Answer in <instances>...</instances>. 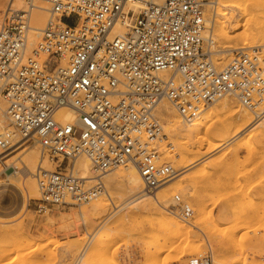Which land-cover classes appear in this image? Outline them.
<instances>
[{"label":"built area","instance_id":"built-area-1","mask_svg":"<svg viewBox=\"0 0 264 264\" xmlns=\"http://www.w3.org/2000/svg\"><path fill=\"white\" fill-rule=\"evenodd\" d=\"M208 1L10 0L0 21V100L9 122L0 149L30 143L59 162L54 171L36 170L38 213L107 196L103 177L128 165L146 192L172 181L181 170L169 161L173 144L155 115L164 99L188 122L227 96L263 115L264 47L236 50L218 67L203 36ZM38 3L50 18L31 46ZM65 110L75 117L61 121ZM81 156L94 178L61 168ZM174 201L177 213L170 211L190 220V204L180 195ZM213 263L211 251L189 261Z\"/></svg>","mask_w":264,"mask_h":264},{"label":"rangeland","instance_id":"rangeland-1","mask_svg":"<svg viewBox=\"0 0 264 264\" xmlns=\"http://www.w3.org/2000/svg\"><path fill=\"white\" fill-rule=\"evenodd\" d=\"M9 2L0 0V21ZM231 4L229 7L237 11L223 19L230 22L226 29L227 37L236 35L239 29L254 28L256 22L264 23V0H234ZM206 9V19H211L214 8L207 5ZM217 31L215 29L212 51L215 52L220 45L236 50L244 46L236 41L228 42L221 38L219 41ZM252 46L264 47V38L259 37ZM214 52L213 60L218 67L224 66L233 56ZM227 97L237 100L235 105L242 108L234 96ZM224 100L203 108L199 117L192 121L201 122V125L194 127L184 123L177 111L164 99L176 111L181 125L200 130L189 136L170 133L168 136L173 144L171 150L190 143L193 150L200 153L208 147L205 142L209 138L219 139L213 132H209V124L227 117L228 112L222 110ZM155 115L163 124L156 110ZM263 117L264 113L259 118ZM252 118L254 122L226 145L208 155L199 156L200 161L187 172L183 188L171 192L170 202L164 205L165 209L154 204L145 208L139 206V203H131L127 207L121 204L116 194L119 191L110 189L107 178H122L126 169L121 167L103 177L107 192L112 195L116 207L108 202L96 213L98 202L102 199L107 201L102 196L98 202L93 201L87 205H53L46 212L38 213L40 195L28 198L26 189V183L31 180L36 182V178L27 173L26 169H19L22 166L20 158L35 145L27 143L10 152H2L0 264H75L83 252L86 255L80 264H189L191 258L204 256L209 251L213 256V264H264V123L258 125L261 119L255 121L254 115ZM203 120L205 122L202 123ZM36 147L41 156L40 147ZM44 156V163L56 170L59 162ZM169 161L182 171L184 164L179 166L178 159L169 158ZM66 164L62 163L61 168H65ZM14 172H19L21 184L9 176ZM175 195H180L183 202L190 204L194 211L187 222L180 219L186 224L189 234L178 239L170 230L173 215L167 213L174 209L171 203L177 205ZM189 223L198 224V228ZM92 236L95 237L94 241L89 243Z\"/></svg>","mask_w":264,"mask_h":264},{"label":"bare ground","instance_id":"bare-ground-1","mask_svg":"<svg viewBox=\"0 0 264 264\" xmlns=\"http://www.w3.org/2000/svg\"><path fill=\"white\" fill-rule=\"evenodd\" d=\"M232 1H234V0H209L206 3L205 9H206L207 5L210 8H214V13L211 14V17H210L211 19L205 18V28L206 29L203 32V36L206 39V41L209 43L210 49L213 47V44L215 42L214 41L215 29L218 30L217 36L219 37V41L221 38V39H224L225 41H228V42H233V41L239 42V43L244 45L240 49H248V48L254 47L252 45H254L257 42L259 37L264 38V23H260V22H256L257 24H255L254 28L253 27H247L244 30L242 29V31H240L241 29H239V31L236 33V35H233L232 37H227L226 29H227V26H230L229 25L230 22H228L226 20L224 21L223 19H227L229 14H231V13H233V14H234V12L236 13L237 9L231 7L233 5V4H231ZM230 4H231V6L229 7ZM14 5L17 6V5H19V3L14 2ZM227 8H230V9H228V11H227L226 10ZM48 9H49V6L47 4L38 3L37 7L32 10V17H31V24H30L31 31L29 34V37L31 40V42H30L31 46H33L37 42L38 32H40V30H42L45 27V25L47 24V22L49 21L50 15L48 13ZM206 12H207V9H206ZM219 19H221V20H219ZM231 22H233V20ZM235 25H237V23ZM231 26H233V25L231 24ZM240 28H241V26H240ZM242 28H243V26H242ZM228 30H229V32L231 31V29H228ZM234 51H236V48L235 49L234 48H227V47H224L223 45H220L219 49L215 50V52H217V53H226L228 55L233 54ZM212 52H214V51H212ZM236 101L237 100H235L234 98L231 99V98L225 97V100H224L225 104L223 105L222 110L228 112L227 117L225 119H218L217 121H215V122H218V124H216L215 122L209 124V132H213L216 137H219V139L209 138L207 141L205 140L206 142L202 140L203 142H205V144L208 147L207 148L204 147L205 149L201 150L200 153L195 152L193 150V147L191 145H189L190 143L189 144L186 143L182 148H179V149L177 148V149L171 150L170 152L167 153L169 158H171L173 160L178 159L179 166L181 164H184V166L182 168V171H180L178 173V175L175 177V179L170 181L164 187L157 189V190H154L153 192H146L144 189L145 185L143 183V180H142V178L138 172V169L134 165H128L127 167H125L126 174H124V176H122V178L117 177V176H107L108 175L107 174L106 176H107L109 183H110V189L112 191L113 190L119 191L116 194H118V197L120 198L121 204H125V206L127 207V205H131V203H136V204L139 203V206H141L142 208H145V207L150 206L151 204H154L157 207L160 206L163 209H165L164 205H167L170 202L169 196H170L171 192H173L174 190H180L181 188H183L182 183L186 179L185 176L187 175V172L189 171V169L193 165H195L196 163H198L200 161V160H198L200 155H202V154L206 155L209 152L218 150L223 145H226L228 143V141H230V139H232L236 135L242 133V131L244 129L249 127L254 122V120L252 118L253 114L248 113L245 110V108L241 105L240 102H238V103L241 105L242 108H239V106L235 105ZM3 104H5V102L1 99L0 100V131L9 127V122H8L7 117L5 115L6 105L4 107ZM156 112H158V116L163 119V124H164L163 127H164V129L168 135L170 133H172V134H178L180 136H189L193 132H200V130L197 128H191V126L188 128L186 126L181 125L179 117L176 114V111L173 108H170L168 106V104L166 102H164L163 100L158 104V106L156 108ZM199 115H198V117H199ZM74 117H75L74 111L65 110V113L60 120L61 121H70ZM254 117H255V121H258L261 119L255 115H254ZM182 120L184 121V123L192 124V126H194V127L201 125L200 124L201 122L200 123L188 122V121L184 120L183 118H182ZM214 120L215 119H213V121ZM211 121L209 120V122H211ZM203 122H205V120H203L202 123ZM263 123H264V117L261 119V121L258 123V125H262ZM197 143H200V142H197ZM28 151L29 152H27L23 158H20V163L22 166L19 169H21V170L26 169L27 173H29L31 176H33V175L35 176L37 167L39 165L42 166V169H44V171H54V169L49 168V166H47L44 163L45 160L43 158L45 156H42V155L39 156V153H38L39 151H37L36 145L34 147L30 148V150H28ZM1 153H2V150L0 149V154ZM14 167L18 168L16 166H14ZM66 169H67V171L73 170V172L75 174L80 175L83 178L91 179V178L95 177V174L92 171V167H91L89 160L83 156L79 157L73 163H69L66 166ZM9 176L12 177V180L16 179L18 183L21 180L19 172H14L13 174H11ZM19 184H21V183H19ZM26 186H27L26 189H28L27 190L28 198H33V197L39 196L38 187H37L35 180L28 181L26 183ZM104 196L107 198V201L105 199H102V198H101L102 200L100 202H98L100 200L99 198L96 200L98 202V205H97L96 210H95L96 213H98L99 210H101L103 208V206L108 202L111 203L114 207H116L115 202L113 201V197H112V195L109 194V192L107 193V196L106 195H104ZM190 196H192V195L190 194ZM174 205H175L174 203H171L170 206H174ZM167 213L170 215H173L172 219H171L170 230L176 236L177 239L182 238L185 235L189 234V231H188V228L186 227V224L181 222L180 218L177 215H175L174 212H171L169 210V211H167ZM176 217H178L179 219ZM189 224L194 228H198V224H192V223H189ZM94 238H95L94 236L90 237L89 243L91 241L93 242ZM85 255H86V252L85 253L83 252L80 255L81 256L80 257L81 262L84 261Z\"/></svg>","mask_w":264,"mask_h":264},{"label":"crops","instance_id":"crops-1","mask_svg":"<svg viewBox=\"0 0 264 264\" xmlns=\"http://www.w3.org/2000/svg\"><path fill=\"white\" fill-rule=\"evenodd\" d=\"M131 263H133V264H134V262H131ZM127 264H129V262H127Z\"/></svg>","mask_w":264,"mask_h":264}]
</instances>
